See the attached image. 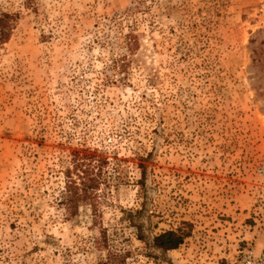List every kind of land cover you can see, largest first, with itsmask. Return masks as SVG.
I'll return each instance as SVG.
<instances>
[{"label":"rangeland","instance_id":"374dc122","mask_svg":"<svg viewBox=\"0 0 264 264\" xmlns=\"http://www.w3.org/2000/svg\"><path fill=\"white\" fill-rule=\"evenodd\" d=\"M1 13L15 20L0 47V264H264V0ZM98 159L99 186L73 205ZM184 222L166 262L132 226L149 241Z\"/></svg>","mask_w":264,"mask_h":264},{"label":"trees","instance_id":"16d2710c","mask_svg":"<svg viewBox=\"0 0 264 264\" xmlns=\"http://www.w3.org/2000/svg\"><path fill=\"white\" fill-rule=\"evenodd\" d=\"M14 20L15 16L12 14H0V47L10 40L9 38L13 30ZM130 46H133L132 43ZM98 160L99 165L97 167H99V169L97 170V172H95V167H92L88 164L87 166H85V168H83L84 172L82 173L79 187L75 186L74 183H71L73 186L71 185L68 187L70 193L69 198H71L68 201H71L73 205L78 202L87 201V199H89L91 196V192L95 191L99 186V180L101 177V173H99V171H101V169L103 168L101 166L103 165V160ZM132 226L137 230V239L143 242L144 248H147V256L152 257L154 260H156V262H166V255L169 252L177 250V248L183 244L184 240L189 237L191 229V225L188 222H184L181 223V226L176 229L161 232L158 235L155 234L148 241V239L144 237L141 231L140 224H135ZM102 239L104 240V242H106L105 232H102ZM150 249L158 252L159 256L152 253ZM130 256V252L125 251L123 254L116 252L115 254V252L112 251V253H110V261L112 262V264H126L127 259H129Z\"/></svg>","mask_w":264,"mask_h":264}]
</instances>
